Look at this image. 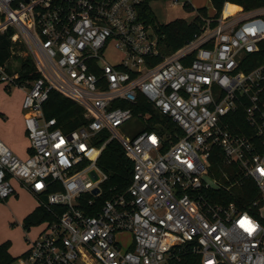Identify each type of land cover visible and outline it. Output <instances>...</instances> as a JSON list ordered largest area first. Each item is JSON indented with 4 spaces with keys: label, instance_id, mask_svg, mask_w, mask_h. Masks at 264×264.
Wrapping results in <instances>:
<instances>
[{
    "label": "built area",
    "instance_id": "obj_1",
    "mask_svg": "<svg viewBox=\"0 0 264 264\" xmlns=\"http://www.w3.org/2000/svg\"><path fill=\"white\" fill-rule=\"evenodd\" d=\"M143 1L0 0V84L23 91L30 149L22 158L0 139V201L16 182L49 216L34 225L40 229L17 264H175L185 253L200 264H264V62L254 64L264 30L248 27L264 23V6L205 17L199 32L164 54L140 16ZM109 45L120 62L102 57ZM26 57L40 76L21 81L22 63L8 62ZM53 90L83 108L87 125L65 131L44 116ZM139 94L176 125V140L120 133L147 114L115 105H135ZM101 131L109 137L98 147L91 140ZM112 139L133 171L125 190L110 187L100 203L108 175L97 160ZM216 148L255 186L248 209L212 201ZM92 168L102 174L95 183L86 176Z\"/></svg>",
    "mask_w": 264,
    "mask_h": 264
},
{
    "label": "trees",
    "instance_id": "obj_2",
    "mask_svg": "<svg viewBox=\"0 0 264 264\" xmlns=\"http://www.w3.org/2000/svg\"><path fill=\"white\" fill-rule=\"evenodd\" d=\"M150 1L144 0L142 2L140 16L154 27L159 37V45L164 54L176 50L190 40L193 34L200 31L204 24L203 18L207 17L205 15L206 8H199L197 9L195 17L190 22L176 19L165 25H158L155 23V17L149 7ZM210 2L215 11L212 17L215 18L221 14L222 9L224 15L237 12L239 9L235 5L241 6L245 11H252L264 6V0H210ZM185 6L189 5L185 4ZM248 27L257 33L258 30H264V23L253 21L248 24ZM3 43L6 46L9 45V41L5 39ZM3 54L6 56L9 54V51L4 50ZM254 57V64L264 62V40L261 42L260 51ZM39 76L40 74L33 67L31 59L28 57L24 58L19 79L21 81L33 80ZM115 106L131 107L135 112H142L148 115L147 124L141 127L135 135L145 130L156 131L160 135L166 136L167 140L174 139L172 136L174 132H178L181 135V132L171 119L159 114L150 103H147L141 94L138 95L135 105L118 102ZM43 114L47 119L55 118L57 126L65 131L78 129L88 123L84 117L83 108L55 90L50 92L49 98L43 106ZM108 137L109 133L107 131H101L91 142L93 145L99 147ZM97 165L108 175L107 181L103 184L105 191L100 200L101 203L113 191L122 192L127 188L133 169L132 163L126 157L123 147L115 139H112L104 146L97 160ZM211 170L214 172L219 184V189L212 192V201L224 205L235 203L240 208L248 209L249 204L257 196L255 186L250 180L243 177L241 170L236 165L224 160L223 154L218 148L215 149L211 157ZM110 187H114L112 192L108 190ZM85 211L89 214L95 212V210L88 207H86ZM46 219H49L48 214L43 208L37 206L25 216L22 226L27 229L29 228L28 226L36 225ZM9 245V242L0 243V264H12L15 261V258L9 253ZM175 264H200V256L194 253H185L181 260L175 262Z\"/></svg>",
    "mask_w": 264,
    "mask_h": 264
},
{
    "label": "rangeland",
    "instance_id": "obj_3",
    "mask_svg": "<svg viewBox=\"0 0 264 264\" xmlns=\"http://www.w3.org/2000/svg\"><path fill=\"white\" fill-rule=\"evenodd\" d=\"M190 5L185 6L183 0L172 2L170 0H151L149 7L155 17V23L165 25L173 20L182 19L190 22L195 17L198 8H206L205 15L212 17L215 13L210 0H189ZM242 11H245L242 8ZM245 13V12H244ZM104 60L118 63L121 61L120 52L112 46L102 51ZM22 63L20 59L15 62H8L9 65ZM23 91L17 87L11 86L7 90L0 84V139L5 142L9 148L22 158H25L24 150L28 143V135L24 124V114L22 110ZM148 115L144 117L135 116L121 127L119 131L122 135L130 138L145 124H147ZM89 181L95 183L102 178V174L96 169H90L87 174ZM15 193L5 200L0 201V243L9 242V253L15 258L20 259L29 248L27 239H34L40 227L30 225L29 229L23 228V220L37 205V199L25 188L14 183ZM39 224V223H38ZM119 240L125 246L128 243L130 235L127 233L118 236Z\"/></svg>",
    "mask_w": 264,
    "mask_h": 264
},
{
    "label": "crops",
    "instance_id": "obj_4",
    "mask_svg": "<svg viewBox=\"0 0 264 264\" xmlns=\"http://www.w3.org/2000/svg\"><path fill=\"white\" fill-rule=\"evenodd\" d=\"M226 4L235 5V4H231V3H226ZM226 4H225V5H226ZM235 6H236L239 10L242 9L241 6H238V5H235ZM198 9H199V8H198ZM23 95H24V94H23ZM29 152H30V149H29V140H28L27 146H26V148H25V150H24V153H25L24 155L27 156V155L29 154ZM26 156H25V157H26ZM14 183H15V182H14ZM19 186H20V185H19ZM20 187H21V186H20ZM37 206H38V203H37V205L35 206V208H36ZM35 208H34V209H35Z\"/></svg>",
    "mask_w": 264,
    "mask_h": 264
},
{
    "label": "water",
    "instance_id": "obj_5",
    "mask_svg": "<svg viewBox=\"0 0 264 264\" xmlns=\"http://www.w3.org/2000/svg\"><path fill=\"white\" fill-rule=\"evenodd\" d=\"M97 192H98V189H95V190H94V193H97Z\"/></svg>",
    "mask_w": 264,
    "mask_h": 264
}]
</instances>
